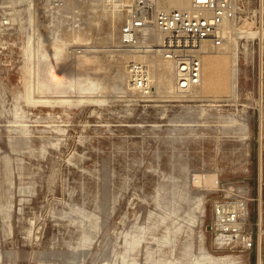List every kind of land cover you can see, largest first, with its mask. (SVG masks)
Masks as SVG:
<instances>
[{"label": "rangeland", "instance_id": "rangeland-1", "mask_svg": "<svg viewBox=\"0 0 264 264\" xmlns=\"http://www.w3.org/2000/svg\"><path fill=\"white\" fill-rule=\"evenodd\" d=\"M60 1L74 4L0 0L8 21L0 32V101L16 98L28 18ZM161 1L83 0L97 26L80 35L118 44L105 65L122 73L123 83L129 65H143L151 92H110L105 103L85 108L55 132L44 149L48 161L0 162V264H264V0H232L224 25L232 37L208 53L222 58V72L235 60L234 81L199 98L191 96L197 87L178 92L175 85L166 97L152 61L168 60L156 52L150 25L137 45L120 44L126 22L133 15L151 22ZM54 56L44 77L56 81L49 71L56 65L73 77L67 52ZM4 128L0 122L1 146L23 136L41 155L28 131ZM227 211L240 213L251 248L238 234L219 232Z\"/></svg>", "mask_w": 264, "mask_h": 264}, {"label": "bare ground", "instance_id": "bare-ground-1", "mask_svg": "<svg viewBox=\"0 0 264 264\" xmlns=\"http://www.w3.org/2000/svg\"><path fill=\"white\" fill-rule=\"evenodd\" d=\"M83 6V0H74L71 6L60 1L52 12L47 14L45 10L37 11L35 18H28L29 26L25 28V38L20 45L18 64L15 69L18 76L16 98L0 101V122L6 129L17 133L28 131L30 142L37 143L40 140L42 153L38 156L41 158H38L35 154L38 151L37 148L32 145L25 146L23 136H19L15 140H6L2 146L0 145V162L48 161L49 158L44 156L47 149H44L52 144L50 141L55 132L80 116L85 108L105 103L110 92L135 91L129 73L128 80L123 83L121 80L123 74L105 65V62L110 61L115 55V51L119 48L118 44L112 41L111 46L103 45L97 38L89 36L86 38L85 34L84 37L80 35L81 30L85 32L89 26H97L95 25L97 20L94 19L96 14L94 17L92 14L87 15L83 11ZM98 6L101 7L100 4ZM158 6L162 11L190 10L191 0H163ZM91 7L94 8V6ZM206 14L208 16L210 12ZM102 15L104 16L103 13ZM65 19L68 21L64 26V32L59 33ZM12 21L15 20L12 19ZM223 28L226 33L224 36L229 39L231 34L229 28L227 26ZM19 29L23 30L21 24ZM110 36L115 37V34L111 31ZM228 39L223 42H227ZM119 40L120 44L124 42L121 32ZM224 47L226 46H222ZM144 48L147 47L142 49ZM158 48L159 46L156 52ZM225 51L220 54H228ZM60 52H67L69 55L74 67L73 77L68 74L65 67L56 65L49 67V71L51 69L56 71L53 75L56 81L46 79L44 71L48 62ZM160 58L158 57L159 60L154 59L152 66L157 71L158 85L164 90V94H168L166 97H171L174 85L173 66L171 62L165 60L161 62L163 60ZM201 60L203 63L202 79L191 96L198 98L204 96L217 84L224 86L226 90L229 81L234 79L235 60H231L230 73L221 71L220 67L224 62L222 58H215L207 52L203 54ZM123 84L124 87H122Z\"/></svg>", "mask_w": 264, "mask_h": 264}, {"label": "built area", "instance_id": "built-area-1", "mask_svg": "<svg viewBox=\"0 0 264 264\" xmlns=\"http://www.w3.org/2000/svg\"><path fill=\"white\" fill-rule=\"evenodd\" d=\"M151 22L145 15H133L122 27L126 45L135 46L139 34L150 28L158 37V52L170 61L174 70V85L178 92H187L200 85L202 56L214 51L224 40V25L234 14L232 0H191L190 10H153ZM207 12L210 14L207 16ZM8 21L0 17V32ZM131 84L143 96L151 92V80L143 65H130ZM221 234H238L241 244L251 248V235L241 230L238 211L220 212Z\"/></svg>", "mask_w": 264, "mask_h": 264}]
</instances>
